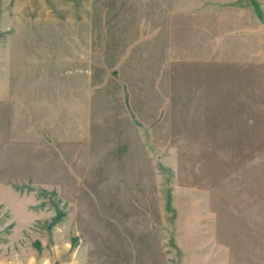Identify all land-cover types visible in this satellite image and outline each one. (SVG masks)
Returning <instances> with one entry per match:
<instances>
[{"label":"rangeland","instance_id":"1","mask_svg":"<svg viewBox=\"0 0 264 264\" xmlns=\"http://www.w3.org/2000/svg\"><path fill=\"white\" fill-rule=\"evenodd\" d=\"M0 264H264V0H0Z\"/></svg>","mask_w":264,"mask_h":264},{"label":"crops","instance_id":"2","mask_svg":"<svg viewBox=\"0 0 264 264\" xmlns=\"http://www.w3.org/2000/svg\"><path fill=\"white\" fill-rule=\"evenodd\" d=\"M16 10H23L26 16L37 9L48 19L66 22H86L90 18L92 0H11Z\"/></svg>","mask_w":264,"mask_h":264}]
</instances>
